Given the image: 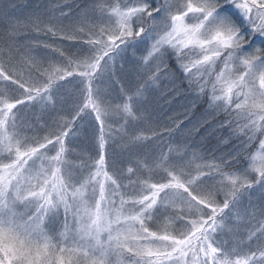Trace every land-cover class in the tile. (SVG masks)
Wrapping results in <instances>:
<instances>
[{
    "label": "snow or ice",
    "instance_id": "obj_1",
    "mask_svg": "<svg viewBox=\"0 0 264 264\" xmlns=\"http://www.w3.org/2000/svg\"><path fill=\"white\" fill-rule=\"evenodd\" d=\"M50 3L0 0V264H264V0Z\"/></svg>",
    "mask_w": 264,
    "mask_h": 264
},
{
    "label": "rangeland",
    "instance_id": "obj_2",
    "mask_svg": "<svg viewBox=\"0 0 264 264\" xmlns=\"http://www.w3.org/2000/svg\"><path fill=\"white\" fill-rule=\"evenodd\" d=\"M19 2V0H14V3L17 5ZM60 3L62 4H71L72 0H59ZM187 0H169V3L176 5V6H183L184 3H186ZM193 2L195 3L196 0H193ZM44 3H49L50 6V0H27V2L24 4V9L23 10H19L16 7V14L18 17H20L22 23L26 24L27 23V19L31 17L32 12L35 10V7L37 4H44ZM56 15H59V13L57 12ZM191 15V14H189ZM187 23H195L194 20H186ZM50 42V41H49ZM68 43H72L71 41ZM217 65H219V62H217ZM222 67V65H219V67L217 68V71L219 70V68ZM232 71H235L234 68L231 69ZM121 83H123V81H121ZM153 98L152 102L150 103V107L154 108L155 111L158 113V117L161 121V123H167L168 122V118L171 117H175L178 113L183 111V107L182 105L184 104L183 101H181L182 103H178L177 100H173L171 102V104H167L164 102V100L160 97V93L156 92L153 93ZM177 146H181L178 144H173V147H177ZM249 150H253V151H258L257 145L255 143H253L252 145L249 146ZM196 154L198 156H202L204 157V159H196L193 156L188 157V160L185 161L186 163L191 161L192 165L195 166L196 164H204L208 161L207 157H208V153L203 152L202 150H195ZM245 155H247V153H245ZM155 230V229H153ZM126 259V258H125Z\"/></svg>",
    "mask_w": 264,
    "mask_h": 264
},
{
    "label": "trees",
    "instance_id": "obj_3",
    "mask_svg": "<svg viewBox=\"0 0 264 264\" xmlns=\"http://www.w3.org/2000/svg\"><path fill=\"white\" fill-rule=\"evenodd\" d=\"M27 2V0H19V2H18V4L16 5L17 6V8L19 9V10H23L24 9V4ZM37 35H40L39 33H37ZM181 101H183V100H180V101H178V103L180 104V103H182ZM184 103H186V101H183ZM196 115H199V111H197V113H196ZM212 143H215V141H213ZM205 161H207V160H205Z\"/></svg>",
    "mask_w": 264,
    "mask_h": 264
}]
</instances>
